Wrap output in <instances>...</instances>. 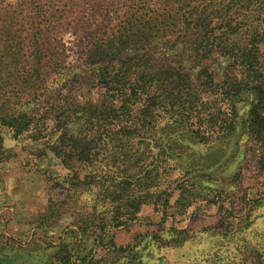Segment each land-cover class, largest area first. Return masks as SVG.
<instances>
[{"label": "rangeland", "instance_id": "374dc122", "mask_svg": "<svg viewBox=\"0 0 264 264\" xmlns=\"http://www.w3.org/2000/svg\"><path fill=\"white\" fill-rule=\"evenodd\" d=\"M185 2L0 0V116L20 114L29 121L16 134L0 119L5 153L0 160V264H80L84 255L85 264H204L216 256L223 264H264V254L258 258L248 252L252 245L264 252V145L247 129L252 108L264 115V97L257 89L241 91L230 108V84L240 76L222 69V58L210 64L216 83L206 84L194 72L189 88L173 89L185 103L143 112L150 99L143 94L119 114L122 123L133 126L148 120L150 126L135 138H140L137 147L146 163L164 170L158 186L170 190L171 203L181 192L176 185L182 184L185 204L190 203L186 210L159 201L142 205L134 219L119 226L80 231L76 214L91 212L94 197L85 188L78 196L64 195L58 183L68 171L49 146L57 135L55 124L86 100L108 102L106 86L95 75L99 64L149 49L158 63L166 58L191 66L182 44L164 47L176 37L173 14H180ZM119 42L128 44L113 49L111 44ZM225 75L230 80L222 86ZM226 117L234 128L222 135L218 125ZM94 164L85 160L79 166L98 170V160ZM50 200L64 204L58 211L46 209Z\"/></svg>", "mask_w": 264, "mask_h": 264}, {"label": "trees", "instance_id": "16d2710c", "mask_svg": "<svg viewBox=\"0 0 264 264\" xmlns=\"http://www.w3.org/2000/svg\"><path fill=\"white\" fill-rule=\"evenodd\" d=\"M184 1H186L184 10L180 14L176 11L173 14L177 16L172 25L175 27L176 37L167 40L164 47L169 50L182 44V52L186 49L191 56L189 60L191 66L186 69L179 65L177 60L168 62L166 58L160 59L158 63L149 49L123 60L106 61L96 67L95 75L106 86L108 99L105 101L108 102L95 105L86 100L81 105L77 104L72 112L55 124L57 135L49 146L68 171L58 178L64 195L68 193L78 196V190L85 188V191L94 197L90 206L91 212H86L85 216L76 214L78 218L75 225L80 231H86L91 227L102 230L106 225L119 226L134 219L144 204H157L161 201L162 206L176 208L180 212L186 210L190 204H185L188 200L183 194L187 191L181 187L182 184L176 185L181 192L172 203L170 190L167 193V188L161 189L158 186L160 182L157 179L164 170L152 162L146 163L147 156L137 147L140 138L135 140L142 133L143 127L149 125L148 120L143 116L140 126L129 125L119 120V114L128 104L137 102L138 97L143 94L150 96L149 103L142 108L143 112L154 105L185 103L180 91L173 92V89L180 85H183L184 90L189 88L194 72H197L196 79L203 77L206 84L216 83L210 64L217 58H222L226 62L222 69L229 67L231 74L240 76L238 83H233L234 86L230 84L231 90L234 91L229 93L230 108L234 103V97L241 91L257 89L264 97V0ZM120 44L122 45L117 47L111 45L113 49L120 51L119 47L124 49L128 43ZM183 69L185 70L182 71ZM164 73L171 82V89L164 80ZM229 80L230 75H225L222 86ZM113 103L119 106L114 108ZM76 113H80L79 116H76ZM1 115H4L0 116L3 124L14 128L16 134L29 123L20 114ZM231 120V117H226L218 125V131L222 135L233 130ZM247 122L251 137L263 147L264 115L257 114L252 108ZM85 151L86 154L83 155ZM3 155L5 153L2 150L0 136V160ZM85 160H88L91 166H95L94 162L98 160V170L81 171L79 163ZM155 160L159 161L158 158L152 159L153 162ZM161 195L166 196L161 199ZM190 197H193V194H190ZM62 204L64 203L61 200L53 203L50 200L46 209L53 208L54 211H58ZM95 205L103 209L95 210ZM111 245L115 247L113 242ZM256 246L248 247V252L249 255H256L259 258L264 252L261 253L258 248H254ZM116 249L123 250L121 247ZM85 261L86 255L80 258L82 262L80 264H85ZM222 262L223 258L216 256L211 260L207 259L204 264H223ZM88 263L91 264L89 261Z\"/></svg>", "mask_w": 264, "mask_h": 264}]
</instances>
